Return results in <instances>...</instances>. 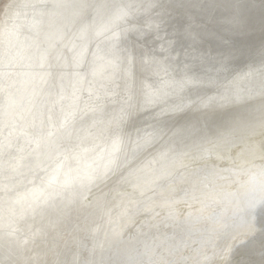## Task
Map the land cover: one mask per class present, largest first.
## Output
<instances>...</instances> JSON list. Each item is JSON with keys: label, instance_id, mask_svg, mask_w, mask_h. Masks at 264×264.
Instances as JSON below:
<instances>
[{"label": "bare ground", "instance_id": "obj_1", "mask_svg": "<svg viewBox=\"0 0 264 264\" xmlns=\"http://www.w3.org/2000/svg\"><path fill=\"white\" fill-rule=\"evenodd\" d=\"M263 130L264 0H8L0 264H264Z\"/></svg>", "mask_w": 264, "mask_h": 264}, {"label": "rangeland", "instance_id": "obj_2", "mask_svg": "<svg viewBox=\"0 0 264 264\" xmlns=\"http://www.w3.org/2000/svg\"><path fill=\"white\" fill-rule=\"evenodd\" d=\"M8 0H0V20H2V16H3V12H4V8H5V3ZM43 108V107H42ZM260 133V134H259ZM257 133L256 135L250 136V138H248L247 142H257L260 144L261 148H257L258 153L260 154L258 158L255 159L257 164H260L259 162H264V130ZM262 144V145H261ZM263 146V147H262ZM240 146L235 147V151L236 154L238 153V151L240 150ZM262 154V155H261ZM254 160L251 161V163L255 162ZM242 164V162L240 161V158L236 159V162H234L236 165H239L240 163ZM247 162H249V160H247ZM221 164V162L219 163ZM186 208L181 207V210H185Z\"/></svg>", "mask_w": 264, "mask_h": 264}]
</instances>
